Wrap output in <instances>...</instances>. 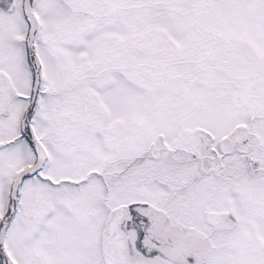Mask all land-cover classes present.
I'll return each mask as SVG.
<instances>
[{"label": "snow or ice", "instance_id": "6c2138e0", "mask_svg": "<svg viewBox=\"0 0 264 264\" xmlns=\"http://www.w3.org/2000/svg\"><path fill=\"white\" fill-rule=\"evenodd\" d=\"M0 264H264V0H0Z\"/></svg>", "mask_w": 264, "mask_h": 264}]
</instances>
